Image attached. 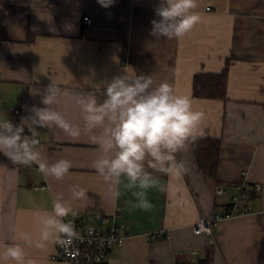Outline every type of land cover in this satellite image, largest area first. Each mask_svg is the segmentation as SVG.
<instances>
[{"label":"crops","instance_id":"obj_1","mask_svg":"<svg viewBox=\"0 0 264 264\" xmlns=\"http://www.w3.org/2000/svg\"><path fill=\"white\" fill-rule=\"evenodd\" d=\"M158 3L114 1L102 7L97 0H0V116L18 124L29 115L26 106L44 107L41 95L53 79L69 93L56 107L82 125L72 92L91 91L102 100L104 83L113 76L152 74L205 113L202 137L221 142L215 182L199 168L189 142L177 154L187 171L179 178L156 174L168 191L150 189L151 210L130 211V193L122 187L121 198L113 201L93 168L101 150L91 134L72 138L55 127L38 129L42 155L50 162L68 159L73 167L56 181L36 165L13 164L0 153V264H15L3 256L4 245L13 242L24 247L26 264H70L51 259L55 245L30 247L21 235L39 237L40 220L51 213L57 196L77 212L67 218L75 227L98 224L97 214L114 215L123 242L110 248L109 264H192L208 250L212 264H264V0H198L201 20L179 40L150 35ZM225 66V99L193 95L195 73ZM25 133L30 134L27 128ZM243 179L260 185L251 201L253 213L220 220L213 241L195 234L192 226L200 215L212 216L226 201L215 197L214 183ZM73 185L84 188L88 199L72 200Z\"/></svg>","mask_w":264,"mask_h":264},{"label":"clouds","instance_id":"obj_2","mask_svg":"<svg viewBox=\"0 0 264 264\" xmlns=\"http://www.w3.org/2000/svg\"><path fill=\"white\" fill-rule=\"evenodd\" d=\"M97 2L109 7L114 0ZM197 8L198 0H159L154 8L157 19L151 20L150 35L156 39H182L201 20ZM50 80L41 95L44 107L26 106L29 115L21 117L18 124L0 116V153L13 164L36 165L45 177L62 181L70 174L73 164L68 159L50 162L44 157L39 148L38 129L55 127L72 138L91 134L101 150L93 168L107 184L111 199L119 201L123 187L131 195L126 202L130 211L151 210L149 190L168 191L156 174L179 178L187 171L185 162L178 160L177 154L186 150L189 142L204 135L201 125L205 113L195 110L191 98L178 94L168 81L158 82L152 74L124 71L104 83L102 100L91 91L70 94L79 107L81 125L71 122L56 107L69 93L55 80ZM26 128L30 134H25ZM69 191L72 200L88 199L87 191L79 185L71 186ZM36 215H40L38 210ZM76 215L71 204L57 196L52 201L51 213L44 214L40 220L39 237L33 239L30 233H22V239L37 249L51 244L67 251L75 241L82 239L73 221L67 219ZM9 230L15 232V226ZM4 248L5 260L26 264L21 244L13 242ZM27 264L34 262L27 261Z\"/></svg>","mask_w":264,"mask_h":264},{"label":"built area","instance_id":"obj_3","mask_svg":"<svg viewBox=\"0 0 264 264\" xmlns=\"http://www.w3.org/2000/svg\"><path fill=\"white\" fill-rule=\"evenodd\" d=\"M114 1L124 3L129 0ZM207 9L209 8L207 7ZM83 21L87 25L92 22L88 15L83 16ZM14 111L19 114V109L16 108ZM259 190L260 185H248L244 179L237 183H215L213 185L214 195L218 198L225 197L226 201L219 205V209L212 216L200 215L192 226L193 232L195 234H208L213 241V230L220 220L253 213L251 201ZM113 216L97 214L98 224L77 223L76 230L80 232L82 239L75 241L67 251L55 245L51 259L66 261L70 264H109L108 253L110 248L120 246L123 242V235L119 233V226L114 221Z\"/></svg>","mask_w":264,"mask_h":264},{"label":"trees","instance_id":"obj_4","mask_svg":"<svg viewBox=\"0 0 264 264\" xmlns=\"http://www.w3.org/2000/svg\"><path fill=\"white\" fill-rule=\"evenodd\" d=\"M226 90L227 66H225L220 72H197L193 76L192 93L196 97L225 99L227 93ZM191 146L201 171L210 180L215 182V175L221 151L220 139L200 137L196 141L191 142ZM192 264H212L211 250H208L201 260L194 261Z\"/></svg>","mask_w":264,"mask_h":264}]
</instances>
